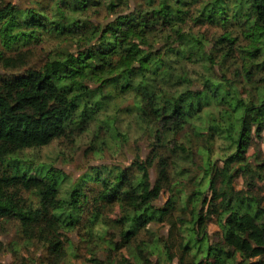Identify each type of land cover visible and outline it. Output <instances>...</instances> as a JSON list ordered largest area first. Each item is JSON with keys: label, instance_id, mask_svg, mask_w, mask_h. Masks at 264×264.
Here are the masks:
<instances>
[{"label": "trees", "instance_id": "16d2710c", "mask_svg": "<svg viewBox=\"0 0 264 264\" xmlns=\"http://www.w3.org/2000/svg\"><path fill=\"white\" fill-rule=\"evenodd\" d=\"M2 4L4 67L25 65L28 51L8 53L47 38L71 40L76 49H57L38 68L0 72V224L17 223L27 240L61 261L63 230L85 227L89 215L85 221L81 214L92 200L91 220L98 208L118 207L111 222L121 243L112 244L126 252L103 261L98 249L94 264H153L151 256L161 253L172 261L174 244L178 264H264L263 200L233 185L242 176L251 190L264 179V161L246 157L255 140L264 144V0H46L16 12ZM90 8L103 10V18L93 21L101 11ZM202 26L220 31L206 39L196 31ZM123 99L132 100L148 136L144 159L126 168L92 167L72 181L31 157L75 129L84 131L98 110ZM205 108L215 112L209 122ZM222 138L235 147L233 155L222 169L210 160L206 167L199 149L209 153ZM195 167L204 173L188 194L181 179L193 180ZM161 190L169 198L157 207ZM211 216L220 225L214 241L206 232ZM154 223H167L170 235L177 230L181 242L138 239Z\"/></svg>", "mask_w": 264, "mask_h": 264}, {"label": "rangeland", "instance_id": "374dc122", "mask_svg": "<svg viewBox=\"0 0 264 264\" xmlns=\"http://www.w3.org/2000/svg\"><path fill=\"white\" fill-rule=\"evenodd\" d=\"M45 1L46 0H0V3H9L13 11L16 12L29 7H36L37 3L44 4ZM136 4L137 2L133 1L130 6L134 7ZM93 11H91L90 8L89 13ZM97 11L100 12L101 9ZM104 14L105 12L102 10L99 14H93L91 16L93 21H96V19H102ZM196 31L206 39H211L213 35L220 30L202 26L197 27ZM20 48L23 51H11L8 55L15 56L19 52L28 51L25 65L15 68H6L0 64L1 73H19L27 68H38L43 65L57 49L74 51L76 49V44L71 40L57 41L47 38L40 44ZM20 48L14 45L13 50H18ZM240 91L243 92L241 89ZM131 103V99L111 100L110 106L107 107L108 111L104 112L105 110L103 109L98 110L95 123L87 127L85 126L84 131L75 129V131L68 136L57 139L50 145L37 149L32 153V156H30L46 164L53 165L57 169H61L72 181H75L92 167L108 165L126 168L135 158L144 159L148 152V136L142 134V129L131 111ZM205 111L208 112V115H204ZM211 112L215 113L212 108H205L202 113L203 118L207 119L208 122L210 115L213 114ZM197 123L200 124L199 121H197ZM96 124L100 125L99 129L96 128ZM120 134H122L121 137L125 138V141L121 140ZM223 141V138L222 140L217 139L212 145H219ZM204 145L205 143L201 142L199 147H203ZM218 150L223 154L224 149L221 148ZM209 154H212L211 150ZM246 157L249 158L253 164H255L257 160L264 161V144L255 140L248 148ZM216 163L219 165L220 161H216ZM203 173V169L198 171V168L195 167L194 172L191 174L194 176L193 180L186 181V179H181V184L186 185L188 194L194 188L195 179H199V176ZM155 176L156 171L153 168L151 170V179L153 180ZM233 185L237 190L250 192L252 196L259 200H263L264 205V199H262L264 198V179H257L256 185L251 190H249L246 185V180L242 176L234 178ZM206 196L210 198L211 193H207ZM168 198L169 192L167 190H161L156 196L154 204H156L157 207H163ZM88 204L89 206H86L84 208V213L81 214L85 221L89 215L85 227H80V224L77 227L69 226L63 230L65 253L61 261L53 260L54 257L46 251V247L36 242V240H27L17 223L9 222L0 224V264H94L93 255L98 249L100 252L97 256L103 261L112 259L113 256L121 259V257L125 256V249L114 250L112 244V240L114 243H121L117 229L111 222L118 219L120 216L118 207L98 208L99 216L97 219L91 220L90 217L95 207L92 200H90ZM106 221L109 223L108 226L105 224ZM147 228L150 229V233H148V231H142L138 239L149 240L162 238L168 240L170 238L172 244L174 242H181L182 240L181 234L178 233L177 230L173 229L170 235V226L167 223H154L147 226ZM106 231L107 234L105 238H103ZM206 232L210 240L214 241L219 239L220 225L217 222V216H211L206 222ZM108 247L114 251L109 250ZM178 248V244H174L170 248V256H173L172 261H170L168 256L161 253L160 255L154 254L151 256L152 263L178 264Z\"/></svg>", "mask_w": 264, "mask_h": 264}, {"label": "clouds", "instance_id": "9594fccd", "mask_svg": "<svg viewBox=\"0 0 264 264\" xmlns=\"http://www.w3.org/2000/svg\"><path fill=\"white\" fill-rule=\"evenodd\" d=\"M217 111H219L217 109ZM204 115H208V112L205 111ZM201 131H203V129H200ZM229 143L230 141L228 140H224L223 142H221L219 145H209L208 147L210 148L212 154L209 155V153L207 151H204L203 148L199 149L200 155L202 157H204V163L206 167H211V165L208 163V161L210 160L212 163H215L216 161H220V164L218 165L219 168H223V161L226 160L228 157L232 156L234 151H235V147L233 146L231 149H229ZM224 149L223 154H221V152L218 149ZM211 179V177H208L207 179H205V183L203 186V191H207L208 189V183L209 180Z\"/></svg>", "mask_w": 264, "mask_h": 264}]
</instances>
